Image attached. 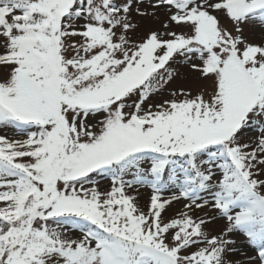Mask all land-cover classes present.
Returning a JSON list of instances; mask_svg holds the SVG:
<instances>
[{
	"label": "snow or ice",
	"instance_id": "6c2138e0",
	"mask_svg": "<svg viewBox=\"0 0 264 264\" xmlns=\"http://www.w3.org/2000/svg\"><path fill=\"white\" fill-rule=\"evenodd\" d=\"M6 129L0 264H264V0H0Z\"/></svg>",
	"mask_w": 264,
	"mask_h": 264
},
{
	"label": "rangeland",
	"instance_id": "374dc122",
	"mask_svg": "<svg viewBox=\"0 0 264 264\" xmlns=\"http://www.w3.org/2000/svg\"><path fill=\"white\" fill-rule=\"evenodd\" d=\"M159 19H135L134 22L138 23L140 27L138 28L137 32L134 34V39H141L143 38L144 34L149 29H159L161 27V22L166 20V16L163 13V11L158 12ZM245 36L254 43H259L261 36L259 33H250L247 30L245 31ZM185 73H187V70H184ZM198 74H191L187 80H178L176 84L172 85L173 87H191L193 90V94L203 86L204 82L199 81L196 79V76ZM7 135L10 138H19L15 135L14 130H0V135ZM249 135H252L251 133ZM249 137L246 136L244 139L247 140ZM97 180L99 181L98 187L100 191L106 192L109 191L111 188V180L110 178H103V177H97ZM129 194L136 195L138 197V202L140 206L144 209V211L148 210V204L150 200V196L152 194L151 188L149 187H140L139 191L136 192L134 190H129ZM165 196L170 195V193L165 192ZM184 201H180L177 203H174L171 207L168 208L167 212L164 215L165 220L174 218L176 214L179 212L180 209L183 208ZM207 214V216L215 215L214 210H208L205 209L204 211H197L193 213L194 216H204ZM225 227V221L218 220L214 222L213 224L208 226V231L215 235L219 233L223 228ZM78 234V233H77ZM233 239L236 240V244L234 245L235 248L239 249L238 252L234 253L231 256V259L234 261H241L242 264H246L247 257L255 255V252L252 250V248L246 243V237L243 235L233 237Z\"/></svg>",
	"mask_w": 264,
	"mask_h": 264
}]
</instances>
